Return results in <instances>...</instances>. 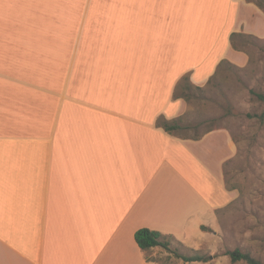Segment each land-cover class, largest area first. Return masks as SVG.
Here are the masks:
<instances>
[{
    "label": "crops",
    "instance_id": "0c3cea01",
    "mask_svg": "<svg viewBox=\"0 0 264 264\" xmlns=\"http://www.w3.org/2000/svg\"><path fill=\"white\" fill-rule=\"evenodd\" d=\"M237 31H264L254 2L0 0V264H159L141 227L192 247L188 229L231 199L232 138L156 123L187 108L185 74L202 84L236 55Z\"/></svg>",
    "mask_w": 264,
    "mask_h": 264
},
{
    "label": "rangeland",
    "instance_id": "374dc122",
    "mask_svg": "<svg viewBox=\"0 0 264 264\" xmlns=\"http://www.w3.org/2000/svg\"><path fill=\"white\" fill-rule=\"evenodd\" d=\"M264 12V0H251ZM169 15V14H168ZM203 31V30H198ZM245 35H235L234 42L240 48L233 47L236 54L232 58L219 61L210 78L202 84L194 83L188 73L189 81L203 86L202 90L188 88L183 77L177 82L178 93L190 95L183 112V128L178 134L184 137L203 135L208 129H222L232 138L233 146L229 157L223 164L226 187H232L231 199L217 207L210 218L201 220L207 228L188 229V233L199 232L189 237L188 247L181 241L172 239V250H150L159 264H247L245 261L233 262L229 252L240 248L250 252L264 263V118L257 115L264 109V102L257 99L251 91L264 93V31L261 35L244 31ZM221 44L214 46H189L198 49L199 56L212 51L199 71H205L217 59L225 48L228 38L222 37ZM186 39L176 46L178 50H187ZM226 43V44H225ZM189 67L188 65L185 66ZM197 67V66H196ZM195 67V68H196ZM164 119L165 116H161ZM218 155V154H217ZM228 189V188H227ZM195 252L209 257L203 262H185L176 254L191 255Z\"/></svg>",
    "mask_w": 264,
    "mask_h": 264
},
{
    "label": "trees",
    "instance_id": "16d2710c",
    "mask_svg": "<svg viewBox=\"0 0 264 264\" xmlns=\"http://www.w3.org/2000/svg\"><path fill=\"white\" fill-rule=\"evenodd\" d=\"M248 1H251V0H248ZM257 5H260V4L257 3ZM235 35H245V34L242 32H233L231 35V43L233 44V47L235 49L239 50L240 48L234 42V36ZM223 62H225V60H222L219 64V66ZM216 73L217 72H215L214 75H216ZM213 76L211 78H209L207 84L212 82ZM183 79L186 80L185 82H187V83H185V86H187L188 88H191V89L196 88V89H200V90H202L204 88L203 86L195 85L192 82H190L189 81L190 79H189L187 74H185L183 76ZM177 87L178 86H176V88H175L174 96L176 98H184L185 100L189 101L190 95H184L183 93H178ZM251 92L257 96V99L264 102V93L255 92L254 90H252ZM257 116L259 118L263 119L264 118V109L261 112V114H259ZM160 117L157 119V123H156L157 126L163 127L170 134H175V135L181 136L178 134V130H180L184 127L182 124V121L184 120L183 114L178 116V117L172 118V119H167V118L161 119ZM210 130H212V129H208L206 132H208ZM199 137L200 136H197L194 138H199ZM227 188L229 190L232 189V187H227ZM206 228L207 227L205 225H202V229H206ZM135 239H136V242L139 245V247L145 252L147 260H152V261H157V262L159 260L154 258L151 254H149L150 250L153 247L161 246L164 249L171 251L172 250V247H171L172 239L177 240V238L171 234H165L159 230L151 229L148 227H141V228L137 229V231L135 233ZM181 243L184 244L183 242H181ZM176 255L178 257H181L185 262H191V261L203 262V261H207L209 259V257L207 255L201 254L199 252H195L191 255L178 254V253ZM229 255H230V258L233 262L245 261L247 264H264L261 260L254 257L250 252H245L240 248H235V249L231 250L229 252Z\"/></svg>",
    "mask_w": 264,
    "mask_h": 264
}]
</instances>
